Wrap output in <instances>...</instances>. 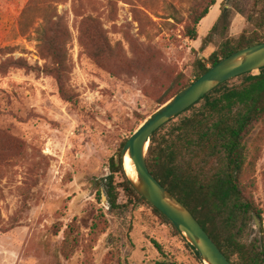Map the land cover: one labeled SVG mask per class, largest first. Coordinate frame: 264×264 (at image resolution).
I'll use <instances>...</instances> for the list:
<instances>
[{
  "label": "rangeland",
  "instance_id": "1",
  "mask_svg": "<svg viewBox=\"0 0 264 264\" xmlns=\"http://www.w3.org/2000/svg\"><path fill=\"white\" fill-rule=\"evenodd\" d=\"M45 1L68 30L65 83L79 107L61 99L40 52L43 5L25 16L30 0H0V264H203L146 206L111 211L109 161L179 75L193 80L197 59L244 31L241 10L255 0H217L195 40L185 28L212 0ZM223 3L232 11L229 29L223 24L206 44ZM91 18L111 47L105 68L89 57ZM245 145L240 180L261 217L243 240L264 244V125Z\"/></svg>",
  "mask_w": 264,
  "mask_h": 264
},
{
  "label": "trees",
  "instance_id": "2",
  "mask_svg": "<svg viewBox=\"0 0 264 264\" xmlns=\"http://www.w3.org/2000/svg\"><path fill=\"white\" fill-rule=\"evenodd\" d=\"M212 0L205 9L196 10L185 28L191 40L198 37L197 27L209 15L216 4ZM43 5L42 23L37 28L38 46L49 59L48 73L55 79L63 101L78 109V96L66 87L68 70V30L58 14L48 13L45 0H30L24 10L26 16ZM231 8L222 4L217 22L204 39L212 42L214 35L224 24L228 31ZM248 26L236 38L223 40L208 60L197 59V75L187 80L181 74L157 99L163 105L179 91L189 86L211 67L233 53L256 44L264 43V0H255L249 9L241 10ZM89 57L99 66L109 64L110 45L100 25L94 19L84 22ZM144 120V119H143ZM264 125V68L240 75L224 82L206 94L194 105L159 128L151 137L147 153V165L151 174L192 213L231 264H264V244L243 240V233L250 228L254 216L261 217L251 194H246L240 175L246 162V140L258 126ZM120 152L109 161L110 174L105 185L111 211L126 209L131 205L146 206L151 218L160 224L171 226L181 233L157 208L149 204L132 186L123 166ZM121 194L125 202H120ZM0 212V223H1ZM160 249L156 242H153ZM194 257L201 261L199 253L190 244ZM201 263V262H200ZM167 264V263H163Z\"/></svg>",
  "mask_w": 264,
  "mask_h": 264
},
{
  "label": "water",
  "instance_id": "3",
  "mask_svg": "<svg viewBox=\"0 0 264 264\" xmlns=\"http://www.w3.org/2000/svg\"><path fill=\"white\" fill-rule=\"evenodd\" d=\"M264 68V43L243 48L222 59L206 73L161 105L129 137L123 151L125 174L134 189L161 211L199 253L203 264H231L192 213L151 174L147 153L153 134L226 81ZM129 156L133 172L125 166ZM257 219L254 216V223Z\"/></svg>",
  "mask_w": 264,
  "mask_h": 264
},
{
  "label": "bare ground",
  "instance_id": "4",
  "mask_svg": "<svg viewBox=\"0 0 264 264\" xmlns=\"http://www.w3.org/2000/svg\"><path fill=\"white\" fill-rule=\"evenodd\" d=\"M125 166H126V169L129 172H131V173L133 172L132 162H131V159H130V157L128 155L125 158Z\"/></svg>",
  "mask_w": 264,
  "mask_h": 264
},
{
  "label": "crops",
  "instance_id": "5",
  "mask_svg": "<svg viewBox=\"0 0 264 264\" xmlns=\"http://www.w3.org/2000/svg\"><path fill=\"white\" fill-rule=\"evenodd\" d=\"M219 14V13H218Z\"/></svg>",
  "mask_w": 264,
  "mask_h": 264
}]
</instances>
